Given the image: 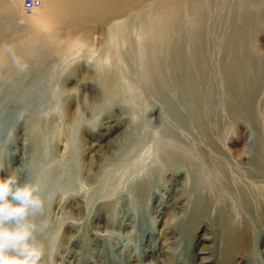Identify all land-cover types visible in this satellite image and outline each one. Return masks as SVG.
Instances as JSON below:
<instances>
[{"label":"rangeland","instance_id":"1","mask_svg":"<svg viewBox=\"0 0 264 264\" xmlns=\"http://www.w3.org/2000/svg\"><path fill=\"white\" fill-rule=\"evenodd\" d=\"M24 1L0 0V179L39 186L41 264H264V0H198L202 127L183 77L164 98L142 78L136 14L111 45L119 55L100 20L35 30L44 1ZM41 38L84 44L25 60ZM234 51L255 58L243 91L224 80Z\"/></svg>","mask_w":264,"mask_h":264},{"label":"bare ground","instance_id":"2","mask_svg":"<svg viewBox=\"0 0 264 264\" xmlns=\"http://www.w3.org/2000/svg\"><path fill=\"white\" fill-rule=\"evenodd\" d=\"M28 1L30 8H26L23 3L25 11H32L38 7L36 0ZM42 1H44V5H42L41 15L33 18L35 30L48 31L52 27V32H54L61 24L66 27L73 21L78 22L84 18L98 19L103 23V26H106L108 42L105 43V47L108 53L112 54L114 48L116 51V47L111 48V45L115 44L118 38L125 37V24L133 14H136L138 18L137 44L139 50L137 66L142 78L151 83L158 96L164 98L163 87L170 86L173 76L180 75L183 77L184 82L182 85L185 88V95L188 96L191 116L196 124L202 127L200 96L196 89L198 75L203 68L204 53L201 45L204 43L206 33V21L205 17H202V3L198 0H149L144 5L142 3L145 0ZM241 2H247V0H241ZM109 8L112 9L109 10ZM116 12H122L119 15L122 20L115 21L112 19L113 17L110 18V15H108ZM64 33L70 36L75 32L68 28ZM38 41V45L34 44L23 53L26 56L25 60L32 58L38 62L42 59L40 57H44L49 52L65 57L68 53L65 49L84 44L82 41L75 39L71 41L69 39L64 42L65 49L54 51L49 50L50 47L53 48L52 39L41 38ZM231 43L233 46L237 45V42L231 41ZM38 47L44 50L39 51ZM116 53L122 54L119 48ZM244 56L241 52L234 51V54L230 52L229 59L227 58L228 61L225 64L224 80L226 86L229 88L237 87L238 91H243V88L247 85L243 82V78L247 76L244 73L245 68L255 65L251 64V61L255 60L253 56ZM261 62L259 68L264 66V60H261ZM251 85L253 84L249 86ZM230 99L232 98L230 97ZM164 107L169 110L167 104Z\"/></svg>","mask_w":264,"mask_h":264},{"label":"clouds","instance_id":"3","mask_svg":"<svg viewBox=\"0 0 264 264\" xmlns=\"http://www.w3.org/2000/svg\"><path fill=\"white\" fill-rule=\"evenodd\" d=\"M7 51L13 65L24 71L21 58ZM44 204L37 184L20 183L15 173L0 179V264H41L45 251L36 233L48 227L46 221L42 226L37 222Z\"/></svg>","mask_w":264,"mask_h":264},{"label":"built area","instance_id":"4","mask_svg":"<svg viewBox=\"0 0 264 264\" xmlns=\"http://www.w3.org/2000/svg\"><path fill=\"white\" fill-rule=\"evenodd\" d=\"M24 5H25L26 8H30V7H29L30 3H29L28 0L24 2ZM35 5H36V4H35Z\"/></svg>","mask_w":264,"mask_h":264}]
</instances>
